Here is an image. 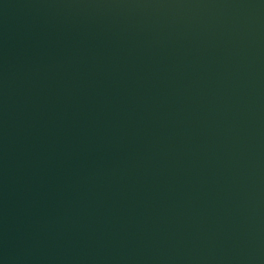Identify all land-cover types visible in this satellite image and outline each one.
<instances>
[{"label":"water","instance_id":"1","mask_svg":"<svg viewBox=\"0 0 264 264\" xmlns=\"http://www.w3.org/2000/svg\"><path fill=\"white\" fill-rule=\"evenodd\" d=\"M0 264H264V0H0Z\"/></svg>","mask_w":264,"mask_h":264}]
</instances>
